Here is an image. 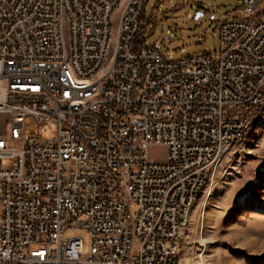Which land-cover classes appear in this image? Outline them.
Here are the masks:
<instances>
[{"label":"built area","instance_id":"obj_1","mask_svg":"<svg viewBox=\"0 0 264 264\" xmlns=\"http://www.w3.org/2000/svg\"><path fill=\"white\" fill-rule=\"evenodd\" d=\"M146 2L0 0V264H180L211 170L264 111V21L243 0L217 58L175 59L146 45Z\"/></svg>","mask_w":264,"mask_h":264},{"label":"rangeland","instance_id":"obj_2","mask_svg":"<svg viewBox=\"0 0 264 264\" xmlns=\"http://www.w3.org/2000/svg\"><path fill=\"white\" fill-rule=\"evenodd\" d=\"M243 5V0H147L142 19L146 45L158 44L175 59L194 52L217 58L220 24L242 17ZM255 12L264 21V0ZM26 128L39 126L33 120ZM147 153L163 161L169 148L151 144ZM67 234L82 236L83 255L89 253L86 228L69 227ZM178 255L180 264H264V111L242 142L211 170L182 232Z\"/></svg>","mask_w":264,"mask_h":264},{"label":"water","instance_id":"obj_3","mask_svg":"<svg viewBox=\"0 0 264 264\" xmlns=\"http://www.w3.org/2000/svg\"><path fill=\"white\" fill-rule=\"evenodd\" d=\"M198 16H199V14H198Z\"/></svg>","mask_w":264,"mask_h":264}]
</instances>
